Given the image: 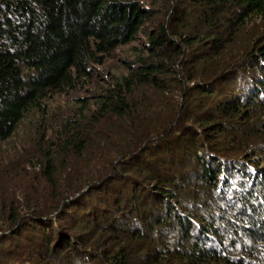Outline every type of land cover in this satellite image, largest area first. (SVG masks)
<instances>
[{"label": "trees", "instance_id": "16d2710c", "mask_svg": "<svg viewBox=\"0 0 264 264\" xmlns=\"http://www.w3.org/2000/svg\"><path fill=\"white\" fill-rule=\"evenodd\" d=\"M29 118L43 183L0 159V264H264V0H0V147Z\"/></svg>", "mask_w": 264, "mask_h": 264}, {"label": "rangeland", "instance_id": "374dc122", "mask_svg": "<svg viewBox=\"0 0 264 264\" xmlns=\"http://www.w3.org/2000/svg\"><path fill=\"white\" fill-rule=\"evenodd\" d=\"M144 39L145 38L143 34H140L138 40L132 41L129 44L125 45L124 47L118 48L115 52H113L112 56L108 58L104 66L95 65L94 67L97 69L98 72H97V75L94 78H92L91 82L85 84V86H83L80 90L76 91L73 94L74 99L68 98V99H65V101L58 99L60 101L54 104V111L52 110L51 114L52 113L57 114V113H60L63 109L64 110L69 109L68 107H65V105H69L70 108L76 107L78 103V100H76V98H79V97L90 98L92 96H95L96 94H99V86L102 85V81L99 78V72L103 74L111 70L113 74L117 75L121 70L120 65H121L122 60L127 59V58L130 59V57L137 56L140 49L143 47L142 43ZM105 75H107V73ZM58 107H61V109H59ZM92 107L95 108V106H92ZM32 116H36V115H32ZM30 119L31 118H29L27 121L24 122V124H22L20 130L12 138L11 141L9 142L6 141L1 145L0 159L1 161H5L8 158L7 154L10 153V151L14 152L13 150H15L17 152L18 151L21 152L20 158L16 159V163H17L16 167L20 168L17 171L20 174H26L27 176H29L28 178H30V180L35 176L36 178L32 180L33 182L32 185L29 184L30 180H27L28 186L26 187H29V186L36 187L38 184L43 183V180L41 177H39L36 174L38 168H35L29 165V163L31 162V158L33 157V148L29 145L30 144L29 137L32 134H34L33 131H34V126L36 124L34 123L33 125V121H29ZM52 119H55V118L51 117L48 120H45L44 124H46L47 126H51V125L53 126ZM25 189L26 188L21 190L19 185H16L13 190L17 194L20 191H24ZM29 193L32 194L30 190H29ZM98 196H99V191L91 195V197L95 200L98 199ZM58 212L60 214H64L62 218L58 220V223L65 221L67 218H64V216H68L70 217L68 218V221L72 222L75 225V227L79 225V229L75 228V230H73L74 233H76V231H78L79 233L86 231L82 223L74 220V215L77 214L76 211H74V209H68V210L65 209L64 213L61 212V210L54 212L50 216L51 218L50 221L52 222L57 221Z\"/></svg>", "mask_w": 264, "mask_h": 264}]
</instances>
